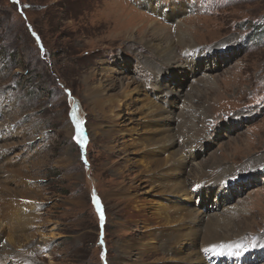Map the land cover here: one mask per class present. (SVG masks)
Segmentation results:
<instances>
[{"label": "rangeland", "instance_id": "374dc122", "mask_svg": "<svg viewBox=\"0 0 264 264\" xmlns=\"http://www.w3.org/2000/svg\"><path fill=\"white\" fill-rule=\"evenodd\" d=\"M149 2L163 11L152 10ZM180 31L192 47L179 43ZM168 35L170 57L179 66L161 77L169 64L166 52L150 39ZM109 69L124 84L133 79L146 90L155 111L165 109L168 116L157 118L162 126L156 119L149 126L170 128L173 150L187 162L175 156L164 167L190 172L195 164L207 174L230 168L235 181L207 188L205 201L188 179L186 198L172 197L157 184L167 180L156 174L161 167L153 170L141 158V146L119 152L121 139L111 120L85 97V76ZM127 112L121 125L136 127L126 135L129 143L138 141L146 123ZM0 129L13 169L23 177L17 189H27L35 201L34 209L27 207L36 215L27 228L34 243L27 241L20 251L35 264L175 259L172 244L159 240L154 218L158 207L177 201L205 219L230 214L228 233L246 240L264 236V0H0ZM112 145L117 148L110 153ZM154 150L160 160L171 152L164 144ZM154 236L157 252L134 249ZM233 257L219 262L238 264ZM259 258L253 264H264V255Z\"/></svg>", "mask_w": 264, "mask_h": 264}, {"label": "bare ground", "instance_id": "6f19581e", "mask_svg": "<svg viewBox=\"0 0 264 264\" xmlns=\"http://www.w3.org/2000/svg\"><path fill=\"white\" fill-rule=\"evenodd\" d=\"M148 6H150L152 10H157L158 12L163 11L160 6L150 2L148 3ZM161 27V25L155 23V28ZM183 31L185 32V30ZM184 32H179L180 35L177 37V40L180 44H182V46L183 44H187L186 46L190 48L192 46L186 42V32ZM159 37L156 39L151 38L150 43L160 52L163 53L164 50L166 52V56L164 58L170 65L168 64L167 66V73L165 75H161V77H165L166 75H170V73L172 74L171 66L177 63L172 60V57H170L172 53L171 49L174 47L172 41L169 40V35L168 39L164 36ZM207 54L208 53H206V55ZM177 66L179 65L177 64ZM113 74L114 73L111 69L106 71V73L101 72V74H99L98 71H94L90 72L84 78L86 84L85 97L93 103V107H96V112L100 117L106 116L111 120L110 123H112L115 127L114 133H118L119 139H121V144L118 148L113 145L111 147L109 146V148H111L110 153L113 152L112 150H115L114 148H117L119 152L126 153L127 149L141 146L139 149L140 151L138 150L139 153L143 152L141 153L143 154L141 158L145 159V157H147L148 161L154 165L153 170L161 167L156 174L159 178L167 180L163 183L158 182L157 184L164 188L165 192L170 194L172 197L180 196L186 198V192H188V179H193L192 184L196 186L195 189L193 188L194 193L196 195L200 193L205 201L208 197L207 194L211 193L210 191H206L207 188L219 190L222 186L231 185L235 181V171L233 169L230 171V168H224L222 170L219 168L222 172L207 174L201 171L204 169L202 166H194L195 164L193 163V165L191 164L193 168H190V172L186 169L183 172L182 168H180L179 171H176L172 167H164L168 165L170 160H173L175 156L178 157L177 162H181L182 164L187 162V158L185 159L179 157L178 153L173 150L174 140L170 134V128L161 127L153 129V127L149 126V124H152L155 119L157 120V118L168 116L166 115L165 109L162 112L155 111V104L150 99V95L146 90H141L140 85L135 80L128 79L124 84L123 78H115ZM97 75H100V77ZM116 87L119 88V91L114 94L113 90ZM166 92L167 90L162 91L164 102L167 101L169 103L171 102L169 99L171 94L170 92ZM137 101L140 102V105L134 107L133 105ZM125 109H127V113L130 115L132 113H137L141 117L139 124L146 123V125L142 128L143 130L140 134H138V141L135 140V137H133L129 143L126 141V135L134 133L136 127H123L121 125L122 120H124L123 110ZM159 121L161 120L156 121L157 127L162 126L159 124ZM104 134L105 137L111 135L108 131ZM5 140L6 136L2 141H0V264H35L36 262L29 255L25 253L20 254L23 245L26 247L29 245V243H26L27 241H30L31 244L34 243V240H31V237L27 234L29 232L27 228L31 225L34 226L33 221L35 220L36 215L32 214L30 212L31 210L27 207L29 206L31 209H34L33 203L35 201L33 200V197H29L26 192L27 189H17V186L23 183V177L16 168L13 169L16 163L9 157V148L6 147L8 144L5 143ZM163 144L167 149H170L171 152L169 153L168 158L160 160L156 157L157 154L154 153V149ZM145 148H148L149 152H146L144 150ZM185 154L188 156V160H192L194 158H192L193 153H191V151H187ZM18 169L20 170V168ZM185 176L189 178L186 180L183 179ZM16 178H18L20 182H15L14 180H17ZM25 185L27 186L28 183H25ZM216 190L214 191L215 194ZM198 199L199 197H197L196 201L200 202L201 198L199 200ZM26 210H28L29 213H26ZM156 210L157 217L155 216L154 219L157 221L155 223L156 226L154 227L159 231V240L162 242L165 241L164 245L166 246L172 244L175 249L174 251L177 255H179L175 259H173L174 257H166L161 264H175V262L179 264H205L204 262H208V264H221L219 261H221L222 258L230 260L231 258H235L233 256L238 257V259H236L237 261L240 260L238 264H244L247 260L248 261L245 264H253V262L257 259H260L259 257L264 255V236H256L252 240H246L243 235H233L234 233H228V231L232 228H230V214L220 216L219 219H216L213 216H207V219H205L206 215L203 212L197 211L194 213L195 210L186 206H181L178 201L176 205L168 206L166 208L160 206ZM161 221H163V223ZM225 231L227 232L225 233ZM150 235H152L151 232L147 233L146 237ZM165 236H167L168 239L165 240ZM155 239L156 237L154 236L153 240H150V242L148 238L143 241H138L134 249H137L138 251L150 249V251L153 250L155 253L158 251V239ZM150 243H152V246L149 245ZM199 244H201V247L197 248V245ZM129 245L131 244H127V246ZM185 250H187V252L183 254L182 252ZM249 257L250 259H248ZM156 261L160 262V259ZM234 261L235 260H233V262Z\"/></svg>", "mask_w": 264, "mask_h": 264}, {"label": "trees", "instance_id": "16d2710c", "mask_svg": "<svg viewBox=\"0 0 264 264\" xmlns=\"http://www.w3.org/2000/svg\"><path fill=\"white\" fill-rule=\"evenodd\" d=\"M262 30H263V29L258 28L257 33L259 34L260 32H262ZM258 34H257V35H258ZM257 35H256V36L254 35V38H255V39H259V38L261 37V34H260V37H257Z\"/></svg>", "mask_w": 264, "mask_h": 264}, {"label": "snow or ice", "instance_id": "6c2138e0", "mask_svg": "<svg viewBox=\"0 0 264 264\" xmlns=\"http://www.w3.org/2000/svg\"><path fill=\"white\" fill-rule=\"evenodd\" d=\"M14 3H19V0H14ZM26 7V6H25ZM101 220H103V214L101 213Z\"/></svg>", "mask_w": 264, "mask_h": 264}]
</instances>
